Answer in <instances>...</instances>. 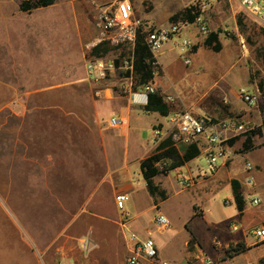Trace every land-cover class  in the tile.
<instances>
[{"label":"rangeland","instance_id":"374dc122","mask_svg":"<svg viewBox=\"0 0 264 264\" xmlns=\"http://www.w3.org/2000/svg\"><path fill=\"white\" fill-rule=\"evenodd\" d=\"M105 1L112 0H55L49 7L23 13L18 10L20 0H0V16L4 17L0 18V128L12 130L15 127L17 120L13 112L35 110V115L39 116L35 123V132L39 131L36 168L29 166L27 171H24L25 168L21 171L15 166H8L7 163H13L6 160V155H0V264H45L42 259V240L45 238L41 236L46 232V226L51 222H66L73 217L58 209L59 200L56 197L49 198L51 186H46L44 180L48 185L53 182L54 186L55 178L58 177L61 188L58 187L55 193L62 196L61 202H67L63 195H82V190L78 189V178L79 182L83 179L81 174L89 173L93 177L95 173L94 180L97 182L114 170L111 176L115 180L119 179L121 173H114L120 168L123 170L127 164L125 177L131 185L138 183L139 186L134 188V194L127 196L125 211L141 213L140 220L145 224L151 216L149 207L152 199L145 189L137 161L153 147V128L161 126L153 124L158 120L167 125V116L145 114L142 108L133 109V131L127 137L123 134L116 142L108 133L115 130L107 123L110 117H97L94 103L98 100L97 89L86 76L85 64L96 44L95 20L98 6ZM130 2L134 6L136 19L148 21L155 28H166L171 23H185L180 19L175 22L169 19L188 8L191 0ZM203 18L210 33L218 35L221 48L218 52L206 48L204 41L208 36L201 38L196 28L189 27L188 32L182 36L191 34V41L197 43L191 49V64L186 66L183 61L184 52L177 46L180 39L175 37L172 40L175 50L171 53V59L177 62L181 75L175 78V83L190 90L167 100V104L171 111L187 110L196 115L208 116L214 121L237 120L243 126V131L231 135L223 143L224 167H219L215 173L208 171L207 157L203 152L190 162L189 165L196 173L206 179L205 185L181 190L174 172L159 174L158 179L165 181L162 187L167 194L162 208L171 212L170 219L179 231L188 223L193 225L200 242L212 246L215 240L225 245L227 241L245 239L249 244L256 241L252 231L264 219V132L261 127L264 98L259 91V85L264 83V28L236 4L217 5ZM105 48L99 57L113 58L112 49ZM185 70L189 71L191 79L196 82L185 78L182 74ZM156 72L159 73V70L156 69ZM125 74L129 75L120 70L107 74V79L112 78L108 82L112 91L120 93L124 90L115 80ZM134 83L133 71L131 90L142 91L140 87L134 89ZM239 90L254 93L256 103L250 106L243 102ZM50 112L54 119L45 118ZM105 113L100 112L101 115ZM48 127L68 128L69 134L63 136V132ZM250 131H255L251 138L252 148L245 150V133ZM97 133L105 135L100 138ZM5 137L6 142L10 140L9 136ZM21 138L23 143L26 139L24 132ZM100 141L103 146L102 156L96 162L99 167H95L93 172L88 162L97 160ZM63 142L69 151L61 146ZM93 142L95 149L90 147ZM13 143L10 140V145L4 148L13 149ZM51 153L57 156L56 162L52 164L54 167L44 159L46 155L51 156ZM84 155L90 161L87 162ZM247 163L253 166L251 170L245 169ZM239 169L244 170L241 175L244 179L242 193L245 217H241L236 209L230 186L226 188L230 181L226 175ZM180 171L186 175L184 168H180ZM248 178L253 179L252 185H246ZM106 185L104 183L101 189L103 208L108 201L109 189ZM254 196L260 200L258 206L251 204ZM196 207L203 210V218L195 217ZM106 211L117 213L116 208L111 206H107ZM233 226L238 231H231ZM30 234L33 237L32 244ZM263 251L264 247H260L240 253L235 263L254 262ZM181 264L188 263L184 261Z\"/></svg>","mask_w":264,"mask_h":264},{"label":"crops","instance_id":"0c3cea01","mask_svg":"<svg viewBox=\"0 0 264 264\" xmlns=\"http://www.w3.org/2000/svg\"><path fill=\"white\" fill-rule=\"evenodd\" d=\"M109 2L111 1H105L104 4H108ZM0 18L3 19L4 17L1 15ZM174 46L175 44H172V42H170L156 54L155 57L157 66L159 68V73L155 74L153 80L148 85L152 89L159 90L166 103L167 100L174 99L176 98V96L179 97L181 96V94L190 90L186 86H181L178 85L179 83H175V78L181 75H179L180 70L177 62L174 61V59H171V53H174L175 50ZM113 73L114 72L109 74L111 75ZM182 74L186 79L189 78V81L196 82L195 80L191 79V75L188 70H185V72H183ZM109 81L111 82L112 78H105L102 80L91 82L94 83V87L97 89L96 93L98 96V100L94 102L97 117L99 119H101L102 117H115L122 121V125L119 128H115V130H111L110 132H108L110 133L111 138L114 140V142H116V139H118L120 136H123V134L127 137L129 132L133 131L131 127L133 109L142 108L145 114L158 113L148 112L145 109L146 105L143 107H138L131 104L129 100L130 93L133 92L131 90V76L125 75L115 80V83L117 85L124 88V90L120 91V93L125 92V95L112 91V89L109 87ZM144 89L145 88H143L140 92H143ZM173 94L175 95L174 97ZM103 111H105L106 113L104 115H101L100 112ZM171 112L174 111L170 110L169 113ZM35 114V110L13 112L14 118L17 120V122L15 123V127L12 130L6 127L0 128V155H6L8 159H5L13 163H7L8 166H15V168H18L21 171H23V168H25L24 171H27L26 168L29 166L30 168H36V165L38 164L37 136L39 134V131L35 132V123L37 117L39 116H36ZM158 116L160 115L158 114ZM45 118L54 119V116L50 112V115H46ZM109 119L107 120V123L109 122ZM24 124L27 125L24 126ZM157 124L161 125L158 128H167L168 126V124L164 125L162 124V122L156 120V123L153 125L155 126ZM48 128L57 130L60 133L63 132V136L65 134H69L68 128ZM22 132H24L26 136V139L23 143L21 138ZM99 134L100 138H103L105 135V133ZM99 134L97 133V135ZM5 136H9V139L14 142L13 149L4 148L10 145V140L6 142ZM61 146L68 150V146L67 144H65V142H63ZM155 146L156 145L153 144V147L148 151V153L137 161L138 164H140V161L147 157L154 150ZM90 147L92 149H95V142H93V146ZM102 147L103 146L100 141L99 146H97V160L92 159L90 161V158L84 155L86 157V161H90L88 163L89 166L93 167V172H95V167H99L96 162L100 161V155L102 156ZM49 154L50 153H48V155ZM48 155H46L44 159L48 160L51 166L54 167V165L52 164L56 162L55 157L57 156L55 153H51V156ZM74 157L71 158L75 159ZM67 158L69 159L70 156H68ZM106 158L108 159V157ZM125 160V163H127V159ZM191 161L171 171L175 173L176 178V171L180 170V168H184L186 175L194 178L195 183L191 188L195 189L197 187H200L201 185H205L206 179L201 178L200 173L197 174L195 169L189 165ZM23 163L25 165H22ZM127 167L128 165L125 164L123 166V170H121L120 168L119 171H116L114 173H121L119 174V179L115 180L112 179L111 176L114 170L109 171V174H107L106 176L104 175L101 179H98L97 182L94 180L95 173H93V177L91 176V174L89 175V173H84L83 175L81 174L80 177H82L83 179L79 182L78 178V189H81L83 193L81 196L78 195V197H73L74 194L63 195L65 196L67 202H61L62 196H59L58 193H55L58 187L61 188V185L58 184V181L60 180L58 179V177L55 178L54 186L53 182L52 184L48 185L47 181H43L46 186H51V194H49V198L51 199L56 197L59 200L58 209L67 214V216H69V214H72L73 216L66 222H51V224H48L46 226V232L44 231V234L41 236V238L44 237L45 240H42L40 238L43 243L42 259L45 264H126V260L133 245V243L129 239L131 234L135 235L136 239L138 240L150 238L156 245L157 261H145L142 264H181L184 261H186L188 264H202L201 258L204 256L214 261V264H240L241 262L235 263L236 258L240 253L232 255H228L226 253V251L229 250L230 247L234 248L237 244H243L246 247V250L244 252L264 247V242L260 243L258 241H254L248 244L244 239L227 241V243L223 246H229L228 249L226 251H221L215 248L214 245L211 246L207 243L200 242L197 237V231L195 230V228H193V225L189 223L184 226L182 231H179L178 228L174 226V222L170 219L171 212L162 208V204L167 200V194L165 189H163L162 187L165 181L162 178L161 180L158 179L159 175L156 176L153 181L160 190H163L165 192L166 198L164 200L160 199L159 196H151L147 190L144 180L145 189L152 199V205L149 207V211L151 212L149 221L146 224L143 223V221L140 220L141 213L132 211L128 212L129 219L124 225H122L120 212L118 214L114 198L118 194H126L128 197H130L131 193L134 194V188H138L139 186L138 183L131 185V182L128 181L127 177H125L127 173ZM220 167H224V161L222 162ZM243 171L244 170L239 169L235 173H229L226 175V178L228 177L230 181L232 179H236L240 183L241 191L243 190L242 187L244 182L243 176L241 175ZM16 173L19 172L16 170ZM166 177L167 176H164L163 178ZM230 181L228 185H226L227 189L230 186ZM104 183L108 185L106 186L109 189V192L107 193L106 199L108 201H106V207L103 208L101 189ZM246 185L249 186L247 182ZM242 194L244 197V192ZM107 206H111L114 209L116 208L117 213H107ZM196 211L197 214L195 215V217L203 218V210L200 207H196ZM58 212L60 213V211ZM158 214L163 215L167 218L169 224L166 228H159L154 224V218ZM245 214L246 209L244 208V212L241 217H245ZM263 224L264 219L261 220V224L259 226ZM30 243H33V237L31 234ZM263 258L264 251L260 253V255H258L254 262L262 263L261 261Z\"/></svg>","mask_w":264,"mask_h":264},{"label":"built area","instance_id":"2783aa9c","mask_svg":"<svg viewBox=\"0 0 264 264\" xmlns=\"http://www.w3.org/2000/svg\"><path fill=\"white\" fill-rule=\"evenodd\" d=\"M236 4L243 12L253 18L264 28V0H191L188 8L192 13H198L192 23H171L166 28H155L148 21L142 22L134 17V6L130 0H112L108 4L98 6L99 12L96 16L95 27L97 29L96 45L103 44L112 49L113 58H102L91 55L86 61L85 70L90 81L105 79L107 74L117 70L133 74L134 48L139 33L144 34V43L152 55L153 67L157 66L156 54L165 45L172 42L176 37L180 39V49L183 50V61L186 66L191 64V49L196 43L190 39L191 34L183 37L182 34L188 32L189 27L197 30V35L205 38L210 33L209 27L203 18L217 5ZM118 62V65H116ZM157 74L156 69L153 76ZM150 86L145 87L143 92H131L130 102L134 106L143 107L147 104V93L152 92ZM239 97L243 102L252 106L256 103V95L245 90H239ZM167 128H154L151 141L158 145L165 139H170L172 146L179 148L182 146L196 145L199 153H204L207 159V168L211 173H215L225 159L223 143L228 141L231 135L241 133L243 126L237 120L227 119L224 121H214L205 115H196L187 110H178L167 115ZM109 127L119 128L122 121L112 117L108 122ZM200 155V154H199ZM252 165L247 163L246 170H251ZM176 182L181 190H187L194 185V178L184 175L180 170L176 171ZM253 179L248 178L247 184L252 185ZM128 200L126 194H118L114 198L117 210L120 212L121 224L124 225L129 214L125 211V202ZM251 204L258 206L260 200L254 196ZM154 224L159 228H166L169 224L167 218L158 214L154 218ZM232 231L238 228L233 226ZM252 236L256 241L264 242V224L252 231ZM130 241L133 243L126 264H142L145 261H157V249L154 241L150 238L144 240L136 239L131 234ZM214 247L226 251L229 246L224 247L217 240ZM202 264H214V261L204 256L201 258ZM167 264V263H162ZM240 264H262L260 262L243 261Z\"/></svg>","mask_w":264,"mask_h":264},{"label":"trees","instance_id":"16d2710c","mask_svg":"<svg viewBox=\"0 0 264 264\" xmlns=\"http://www.w3.org/2000/svg\"><path fill=\"white\" fill-rule=\"evenodd\" d=\"M55 3V0H20L18 4V10L23 13H30L33 10L46 8ZM198 13H192L191 8H186L176 16L169 19L171 22L178 21L192 23L196 19ZM239 24L241 23L239 19ZM144 34L139 33L137 35L135 48H134V62L133 70L135 73L134 89L145 88L153 80L154 69H158V66L153 67L152 55L144 43ZM204 46L211 49L213 52H218L221 48L220 42L218 41V35L216 33H210L204 41ZM103 44H98L91 49L90 54L99 57L100 53H103L106 48ZM118 65V62H116ZM128 75V74H125ZM259 91L264 98V83L259 85ZM145 109L151 113H158L161 116H167L170 112L169 105L165 102L160 91L154 89L152 92L147 93V104ZM262 129L264 132V119L262 122ZM261 133L260 129L258 130ZM255 131L245 133L246 139L243 143L245 150H249L252 144V136ZM199 150L196 145L182 146L176 148L172 146L170 139H165L163 142L155 146L154 150L144 159L140 161L139 168L143 179L145 180L147 190L151 196H159L160 199L166 198L165 192L160 190L154 183V178L162 173L174 170L175 168L181 167L187 162L193 160L199 156ZM167 165L164 169H160L161 166ZM232 195L236 209L240 216L243 215L245 208V200L241 191L240 183L236 179L230 181ZM246 247L243 244H237L234 248L230 247L226 253L229 255L238 254L244 252ZM264 264V258L262 259Z\"/></svg>","mask_w":264,"mask_h":264}]
</instances>
